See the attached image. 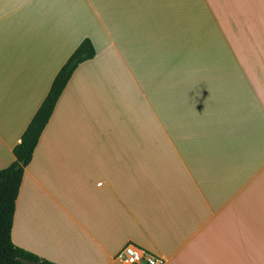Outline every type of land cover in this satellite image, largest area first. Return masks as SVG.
<instances>
[{"label": "crops", "instance_id": "0c3cea01", "mask_svg": "<svg viewBox=\"0 0 264 264\" xmlns=\"http://www.w3.org/2000/svg\"><path fill=\"white\" fill-rule=\"evenodd\" d=\"M10 238L56 264H264V0H0V169L83 39Z\"/></svg>", "mask_w": 264, "mask_h": 264}, {"label": "trees", "instance_id": "16d2710c", "mask_svg": "<svg viewBox=\"0 0 264 264\" xmlns=\"http://www.w3.org/2000/svg\"><path fill=\"white\" fill-rule=\"evenodd\" d=\"M93 47L85 38L57 71L42 102L31 117L20 141L12 148L14 160L0 169V264H56L15 246L10 238L14 201L23 167L31 159L39 134L47 122L55 102L77 64L93 55Z\"/></svg>", "mask_w": 264, "mask_h": 264}, {"label": "built area", "instance_id": "2783aa9c", "mask_svg": "<svg viewBox=\"0 0 264 264\" xmlns=\"http://www.w3.org/2000/svg\"><path fill=\"white\" fill-rule=\"evenodd\" d=\"M118 264H163V258L156 252L136 243L126 242L114 255Z\"/></svg>", "mask_w": 264, "mask_h": 264}]
</instances>
